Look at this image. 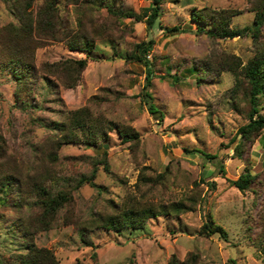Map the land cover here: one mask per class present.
I'll return each instance as SVG.
<instances>
[{
  "label": "rangeland",
  "instance_id": "rangeland-1",
  "mask_svg": "<svg viewBox=\"0 0 264 264\" xmlns=\"http://www.w3.org/2000/svg\"><path fill=\"white\" fill-rule=\"evenodd\" d=\"M42 1L34 0V4ZM121 2L139 10L147 1ZM59 4L75 31L73 4L65 0ZM204 6L239 9L231 17L234 27L251 24L254 17L250 0H163L162 14L151 28L141 20L123 19L132 28L111 34L123 37L117 38L116 55L104 42L108 38L96 35L102 56L87 57L74 87H66L42 63L85 53L71 49L66 38L38 46L34 74L20 98L10 67L0 60V174L21 177V194L31 195L32 182L46 171L55 176L51 186L70 190L72 199L60 211L58 221L33 231L34 242L52 249L59 264H170L171 257L179 261L190 251L198 255L196 264H264V128L253 140H245L240 155L235 153L241 140L238 127L248 121L249 108L241 97L243 85L237 71L243 72L256 56L259 40L251 35L211 36L198 30L191 14ZM82 10L87 32H92V20L102 22L110 34L112 23L104 8ZM8 21L15 18L3 4L0 26ZM174 25L180 28L170 32L168 28ZM142 39H153L147 56L154 71L148 89L161 117L159 111L148 110L141 94L146 65L124 58L125 51ZM257 102L264 114V99ZM84 105L96 118L132 126L138 138L124 140L117 130L106 128L100 147L85 145L80 129H76L79 137L61 140L59 124ZM57 140L62 142L57 145ZM185 147H199L215 157L206 158ZM103 149L109 170L97 162L95 185L87 179L79 181L81 176H90L91 157H98ZM49 151L56 157L50 159ZM245 169L256 175V181L240 190L228 179L237 178ZM159 172L164 173L159 181L140 178L141 173L155 176ZM45 180L50 179L46 176ZM189 195L196 197L195 207L150 217L143 228L117 231L93 222L94 211L112 212V206L143 202L168 204ZM16 199L18 195L10 196V203L0 206V264H16L13 253L25 250L26 244L11 234L12 224L36 211ZM210 217L225 229L226 237L199 232ZM84 226V237L91 244L81 238Z\"/></svg>",
  "mask_w": 264,
  "mask_h": 264
},
{
  "label": "trees",
  "instance_id": "trees-1",
  "mask_svg": "<svg viewBox=\"0 0 264 264\" xmlns=\"http://www.w3.org/2000/svg\"><path fill=\"white\" fill-rule=\"evenodd\" d=\"M9 12L14 16L15 21H8L0 26V60L7 64L16 79L17 98L23 96L24 89L35 71L33 61L35 49L46 43L48 40L57 38H66L67 45L71 49L78 48L85 53L83 57L65 56L54 61H45L42 63L43 68L54 75L61 78V81L66 87H74L81 77L82 70L87 65V57L98 58L102 51L99 50L95 43L96 35L105 38V43H108L113 49V54H117V36L111 35L117 30L125 32L126 28H132V25L123 22L124 18H130L131 21H144L147 28H151L162 14L163 0H144L147 1L140 6L139 10L131 7H125L122 0H65L73 4L76 14L77 29L68 22L67 15H63L59 0H43L35 5L34 0H2ZM83 8L81 7V3ZM105 9L107 17L112 25L108 34L107 27L101 23L91 20L92 32H87L82 24V16L84 10ZM250 10H254V17L251 24H246L242 27H234L230 25L231 17L241 11L230 7L220 9H210L205 6L200 11H194L191 17L198 22L197 29L204 30L211 36L231 37L235 35H251L256 40H259L256 45V56L251 58L247 65L243 68V72L237 71L238 81L243 85L241 97L246 101L248 108V121L238 127V133L241 140L235 146V153L240 155L244 149L245 140H253L264 128V114L260 113L258 99H264V0H250ZM107 21V20H106ZM75 22V23H76ZM104 23V21H103ZM121 24L124 25L121 26ZM180 27L172 26L168 30L170 32L178 30ZM72 33H71V32ZM112 36V37H111ZM122 36V33H119ZM120 37L118 39H122ZM153 46V39L135 41L133 49L127 50L124 53V58L136 59L146 65L145 83L141 90L147 108L150 112L156 113L159 111L160 117L163 115L158 109V106L151 100L152 94L148 89L151 84V75L153 68L147 61L145 53ZM242 75V76H241ZM176 77V76H175ZM198 79L201 77H197ZM28 89V87L26 88ZM25 89V90H26ZM61 131V140L68 141L70 138L79 137L76 129L83 130L85 135L82 141L87 146H98L106 137V128L117 130L118 134L124 140H133L138 138V131L130 125H121L112 120H104L96 118L87 105L78 107L69 113L68 121L59 124ZM59 145L62 141H55ZM1 147V144H0ZM185 149L189 152H199L206 158L215 157V155L204 151L199 147ZM106 150H101V155L91 157L93 170L90 176L80 177L79 181L86 179L95 185L93 176L96 170V163H102L104 168L109 170L107 159L105 158ZM1 155V150H0ZM47 155L50 159L56 157L53 151H49ZM100 156V157H99ZM223 169V165H220ZM50 171H46L42 176L35 179L31 185V195L21 194L22 187L20 186L21 177L13 173L0 174V206L5 203H10V196L18 201L26 202L31 208L36 209L35 213L21 217L16 224H12L11 234L24 239L26 244L25 250H17L13 253V260L16 264H59L57 256L52 249L45 246H38L33 239L34 229H44L50 227L54 222L58 221L60 211L70 203L71 192L69 189L62 187L51 186L55 176ZM49 174V175H48ZM164 173H156L155 176H150L145 173L140 174L143 181L150 179L159 181ZM48 176L49 181L45 180ZM19 178V179H18ZM58 179V178H57ZM230 183L238 187L240 190H245L251 187L252 182L256 181V175L252 174L248 169H245L237 178H229ZM17 202V201H15ZM196 197L189 195L185 199L175 200L171 203H152L143 202L138 205H130L118 208L113 207L112 212H92V217H95L94 224L102 226L106 229L122 230L125 228L137 229L143 228L146 221L150 217L165 214H178L181 211L195 207ZM264 215V214H263ZM83 226V225H82ZM86 226L81 228L82 240H86V244H91L85 236ZM88 228V227H87ZM202 234H210L218 232L221 236L226 237L225 229L214 220L206 219L199 230ZM264 251V242L261 245ZM174 256V255H173ZM198 255L194 251L187 253V256L182 260L175 257L170 258V264H196ZM12 264V263H9Z\"/></svg>",
  "mask_w": 264,
  "mask_h": 264
},
{
  "label": "built area",
  "instance_id": "built-area-1",
  "mask_svg": "<svg viewBox=\"0 0 264 264\" xmlns=\"http://www.w3.org/2000/svg\"><path fill=\"white\" fill-rule=\"evenodd\" d=\"M146 57L150 56L149 50L145 53Z\"/></svg>",
  "mask_w": 264,
  "mask_h": 264
},
{
  "label": "crops",
  "instance_id": "crops-1",
  "mask_svg": "<svg viewBox=\"0 0 264 264\" xmlns=\"http://www.w3.org/2000/svg\"><path fill=\"white\" fill-rule=\"evenodd\" d=\"M3 1L2 0H0V8H1V6H3Z\"/></svg>",
  "mask_w": 264,
  "mask_h": 264
}]
</instances>
